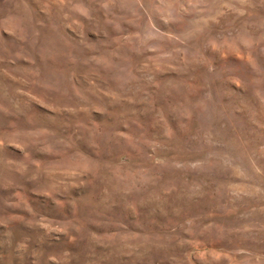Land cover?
I'll list each match as a JSON object with an SVG mask.
<instances>
[{"label": "rangeland", "instance_id": "rangeland-1", "mask_svg": "<svg viewBox=\"0 0 264 264\" xmlns=\"http://www.w3.org/2000/svg\"><path fill=\"white\" fill-rule=\"evenodd\" d=\"M0 264H264V0H0Z\"/></svg>", "mask_w": 264, "mask_h": 264}]
</instances>
